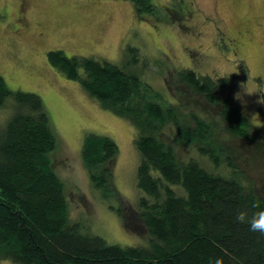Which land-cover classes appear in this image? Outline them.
<instances>
[{"label": "trees", "instance_id": "obj_1", "mask_svg": "<svg viewBox=\"0 0 264 264\" xmlns=\"http://www.w3.org/2000/svg\"><path fill=\"white\" fill-rule=\"evenodd\" d=\"M130 1L138 16L157 12L152 0ZM135 52L128 47L120 65L68 56L57 48L48 50L46 59L103 109L133 126L136 186L144 195L117 212L125 230L145 236L144 242L107 243L70 217L64 182L51 157L56 137L42 99L35 92L10 89L0 75V111L5 112L0 120V262L209 264L220 258L222 264H264V236L235 220L240 210L251 215L253 202H264V195L215 139L221 129L229 137L255 141L249 118L230 93L239 74L212 76L187 67L173 73L177 94L199 96L217 109L219 119L205 117L192 106L162 102L142 79L131 56ZM183 146L194 154H180L177 148ZM80 152L90 184L101 196L119 201L110 167L118 152L115 141L87 133Z\"/></svg>", "mask_w": 264, "mask_h": 264}, {"label": "rangeland", "instance_id": "obj_2", "mask_svg": "<svg viewBox=\"0 0 264 264\" xmlns=\"http://www.w3.org/2000/svg\"><path fill=\"white\" fill-rule=\"evenodd\" d=\"M152 2L157 12L138 16L130 0H0V75L10 89L35 92L42 99L56 137L51 157L64 182L70 217L84 231L119 245L145 239L125 230L117 212L120 205L134 206L144 195L136 186L134 128L55 70L46 59L50 49L120 65L127 48L135 47L131 56L137 58L142 79L162 95V102L192 106L217 119V109L201 97L175 92L173 73L184 67L212 76L238 73L230 93L234 98L239 93L235 101L249 118L255 141L229 137L221 129L215 139L264 195V104L257 103L264 96V0ZM4 114L0 111V120ZM87 133L108 136L118 146L110 167L120 202L113 195L101 196L90 184L80 152ZM177 151L185 157L194 154L184 146Z\"/></svg>", "mask_w": 264, "mask_h": 264}, {"label": "clouds", "instance_id": "obj_3", "mask_svg": "<svg viewBox=\"0 0 264 264\" xmlns=\"http://www.w3.org/2000/svg\"><path fill=\"white\" fill-rule=\"evenodd\" d=\"M235 98L236 99L240 98L239 93L236 95ZM257 103L264 104V96L259 98L257 100ZM242 187L247 189L248 186L247 184H243ZM252 208L255 209V211H253L251 215H249L247 209L238 211L235 220L238 223L247 224L249 226L250 231L257 232L261 236H264V202L257 199L253 202ZM209 264H222V261L220 258H216L215 261L210 260Z\"/></svg>", "mask_w": 264, "mask_h": 264}, {"label": "flooded vegetation", "instance_id": "obj_4", "mask_svg": "<svg viewBox=\"0 0 264 264\" xmlns=\"http://www.w3.org/2000/svg\"><path fill=\"white\" fill-rule=\"evenodd\" d=\"M40 33H42V32L36 33V35H38V36H42Z\"/></svg>", "mask_w": 264, "mask_h": 264}]
</instances>
